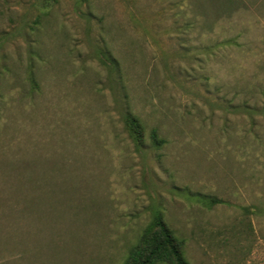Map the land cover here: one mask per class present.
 Returning a JSON list of instances; mask_svg holds the SVG:
<instances>
[{"label": "rangeland", "instance_id": "obj_1", "mask_svg": "<svg viewBox=\"0 0 264 264\" xmlns=\"http://www.w3.org/2000/svg\"><path fill=\"white\" fill-rule=\"evenodd\" d=\"M177 2L0 0V264H123L155 212L264 264V0L190 35Z\"/></svg>", "mask_w": 264, "mask_h": 264}, {"label": "trees", "instance_id": "obj_2", "mask_svg": "<svg viewBox=\"0 0 264 264\" xmlns=\"http://www.w3.org/2000/svg\"><path fill=\"white\" fill-rule=\"evenodd\" d=\"M176 6L180 11L176 12L175 17L180 16L186 19V22L180 23L176 20L174 29L190 35L195 29L202 32V29L207 28L205 21L211 13L219 19L230 17L239 9L247 8L248 3L247 0H178ZM125 127L136 142H143L146 136L145 127L139 117L128 113ZM150 139L155 146H162L165 143L156 129L150 132ZM218 202L220 201L217 199L210 201L211 204ZM245 210L255 213L249 207H245ZM123 264L191 263L186 258L185 241L176 236L161 212H155L138 240L129 248Z\"/></svg>", "mask_w": 264, "mask_h": 264}]
</instances>
